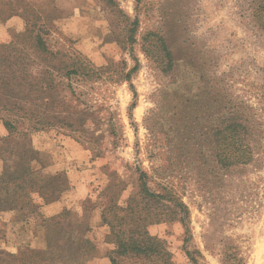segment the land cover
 Masks as SVG:
<instances>
[{"label": "rangeland", "instance_id": "374dc122", "mask_svg": "<svg viewBox=\"0 0 264 264\" xmlns=\"http://www.w3.org/2000/svg\"><path fill=\"white\" fill-rule=\"evenodd\" d=\"M250 2L0 0V264H147L120 248L143 235L174 264H221L203 239L219 99L264 74ZM139 171L187 206L189 234L170 202H140ZM226 234L264 264V206ZM47 250L65 263H40Z\"/></svg>", "mask_w": 264, "mask_h": 264}, {"label": "trees", "instance_id": "16d2710c", "mask_svg": "<svg viewBox=\"0 0 264 264\" xmlns=\"http://www.w3.org/2000/svg\"><path fill=\"white\" fill-rule=\"evenodd\" d=\"M250 10L253 35L258 43L263 45L261 42H264V0H251ZM164 53L171 61L170 52L165 45ZM259 71L264 73V68ZM258 75L248 99L232 100L225 89L222 90L219 99L217 138L220 192L216 206L208 209L209 224L203 239L205 249L216 254L221 264H245L244 242L240 237L226 233L254 219L264 206V74ZM138 180L140 202L149 199L165 200L163 195L155 194L148 189L144 172L139 171ZM165 201L171 204L168 216L181 224L185 235L189 234L187 206L179 201L172 191ZM80 242V246L76 248L79 257L82 255V249L90 245L88 240ZM120 248L124 254L131 252L148 257L147 264H174L164 244L144 235L138 244L132 243L128 246L122 244ZM37 254L41 256L40 258L35 255L40 263L47 261L65 263L60 251L52 254L51 250H47ZM186 255L193 264H198L189 252H186ZM112 263L116 264L115 261Z\"/></svg>", "mask_w": 264, "mask_h": 264}, {"label": "crops", "instance_id": "0c3cea01", "mask_svg": "<svg viewBox=\"0 0 264 264\" xmlns=\"http://www.w3.org/2000/svg\"><path fill=\"white\" fill-rule=\"evenodd\" d=\"M4 24V22L2 20H0V25Z\"/></svg>", "mask_w": 264, "mask_h": 264}]
</instances>
